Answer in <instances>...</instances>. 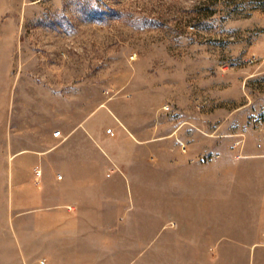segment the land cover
<instances>
[{
	"label": "rangeland",
	"instance_id": "rangeland-1",
	"mask_svg": "<svg viewBox=\"0 0 264 264\" xmlns=\"http://www.w3.org/2000/svg\"><path fill=\"white\" fill-rule=\"evenodd\" d=\"M100 106L140 147L199 148L207 161L264 143V0H0V264L51 260L69 237L53 228H120L92 237L149 246L175 225L149 219L130 184L131 203L105 206L108 219L78 218L62 172L41 169L54 161L37 152L44 123H80Z\"/></svg>",
	"mask_w": 264,
	"mask_h": 264
},
{
	"label": "crops",
	"instance_id": "crops-1",
	"mask_svg": "<svg viewBox=\"0 0 264 264\" xmlns=\"http://www.w3.org/2000/svg\"><path fill=\"white\" fill-rule=\"evenodd\" d=\"M93 114L98 118L93 120ZM111 124L119 129L113 136L104 132ZM50 126L57 127L59 137L50 134ZM80 127L92 146L82 148L74 142ZM43 130L46 149L37 152L51 153L54 161L39 165L45 172H62V183L70 188L69 201L75 203L78 218L108 219L105 206L131 203L130 184L138 202L141 196L148 197L149 219L175 223L155 230L156 235L164 230V237L149 246L126 243L122 238L92 237L108 236L110 231L124 234L125 229L120 228L108 230L94 224L53 228L69 237L59 240L49 252L51 260L45 257L44 264H260L264 252V143L247 142L207 161L199 148L182 154L177 148L156 144L140 147L135 130L120 129L116 117L101 106L80 123L49 120ZM248 133L255 135H245ZM26 145L23 150L29 151L34 143ZM86 204H90L88 211L84 210ZM117 212L123 211L112 217ZM141 232L132 228L131 234Z\"/></svg>",
	"mask_w": 264,
	"mask_h": 264
},
{
	"label": "built area",
	"instance_id": "built-area-1",
	"mask_svg": "<svg viewBox=\"0 0 264 264\" xmlns=\"http://www.w3.org/2000/svg\"><path fill=\"white\" fill-rule=\"evenodd\" d=\"M107 132L113 134V132L111 131V129H108ZM52 134H53V136H55V137H59V136H60L58 130H57V131H54ZM58 178H61V176L59 175Z\"/></svg>",
	"mask_w": 264,
	"mask_h": 264
}]
</instances>
